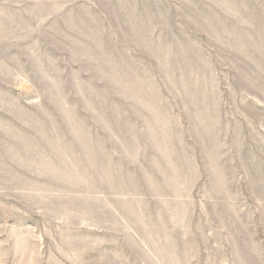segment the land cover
I'll list each match as a JSON object with an SVG mask.
<instances>
[{"label": "rangeland", "instance_id": "374dc122", "mask_svg": "<svg viewBox=\"0 0 264 264\" xmlns=\"http://www.w3.org/2000/svg\"><path fill=\"white\" fill-rule=\"evenodd\" d=\"M0 264H264V0H0Z\"/></svg>", "mask_w": 264, "mask_h": 264}]
</instances>
